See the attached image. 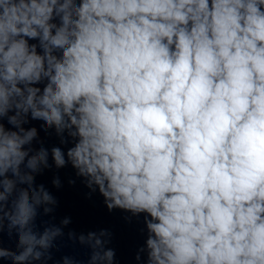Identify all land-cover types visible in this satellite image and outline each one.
I'll use <instances>...</instances> for the list:
<instances>
[{
  "label": "clouds",
  "instance_id": "1",
  "mask_svg": "<svg viewBox=\"0 0 264 264\" xmlns=\"http://www.w3.org/2000/svg\"><path fill=\"white\" fill-rule=\"evenodd\" d=\"M68 168L135 264H264V0H0V264H119Z\"/></svg>",
  "mask_w": 264,
  "mask_h": 264
}]
</instances>
